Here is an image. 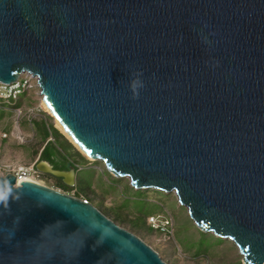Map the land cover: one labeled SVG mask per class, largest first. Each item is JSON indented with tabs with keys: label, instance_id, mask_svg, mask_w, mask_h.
Wrapping results in <instances>:
<instances>
[{
	"label": "water",
	"instance_id": "1",
	"mask_svg": "<svg viewBox=\"0 0 264 264\" xmlns=\"http://www.w3.org/2000/svg\"><path fill=\"white\" fill-rule=\"evenodd\" d=\"M24 73L80 151L264 264V0H0V83ZM75 167L36 163L69 186ZM14 184L0 264H167L92 203Z\"/></svg>",
	"mask_w": 264,
	"mask_h": 264
},
{
	"label": "rangeland",
	"instance_id": "2",
	"mask_svg": "<svg viewBox=\"0 0 264 264\" xmlns=\"http://www.w3.org/2000/svg\"><path fill=\"white\" fill-rule=\"evenodd\" d=\"M21 78L27 76L23 74ZM28 84L17 100H11L10 104L0 100V167L36 160L44 144L41 124L52 125L60 135L47 140L71 145L68 150L78 161L77 174L74 184L66 187L49 176H41L45 185L86 198L115 223L139 236L167 264H243L236 245L199 230L172 192L136 189L127 178L115 177L101 161L90 159L78 150L42 107L35 79ZM60 147L67 151L63 145ZM150 216L163 223L168 221L166 230L151 229Z\"/></svg>",
	"mask_w": 264,
	"mask_h": 264
},
{
	"label": "built area",
	"instance_id": "3",
	"mask_svg": "<svg viewBox=\"0 0 264 264\" xmlns=\"http://www.w3.org/2000/svg\"><path fill=\"white\" fill-rule=\"evenodd\" d=\"M24 74L27 76V78L25 79L21 78V76L23 75L22 74L16 81L10 83L9 85L0 83V100L10 104L11 100L12 101L17 100V98L20 97V95H22V93L25 91V88L29 87L28 84L29 80L35 79L36 81V78L33 77L32 75L28 73H24ZM15 109L18 110V107H16ZM36 163H37V159L30 163H24V162L6 163L0 167V175H6L7 173L13 174L15 176L14 186L20 185V182H22L23 180L34 181L44 184L41 181L42 172L36 168ZM81 198L84 199L83 197ZM84 200L87 201L86 199ZM149 223L151 228L161 229V230H166L165 226L168 225V221H166V223H163V221L157 220L153 216H150Z\"/></svg>",
	"mask_w": 264,
	"mask_h": 264
},
{
	"label": "trees",
	"instance_id": "4",
	"mask_svg": "<svg viewBox=\"0 0 264 264\" xmlns=\"http://www.w3.org/2000/svg\"><path fill=\"white\" fill-rule=\"evenodd\" d=\"M41 128L43 130L42 132H43V137H44V144H43L42 149L40 150L39 154L42 155L43 158L51 160V161L55 160L56 157L60 156L64 160L63 168H66L68 166H76L75 169H77L78 161L71 156V153L68 150V148H69L68 146H71L69 143H67L66 141H62V142L58 143V142H55L54 140L53 141L47 140L48 137H52L53 135H60L59 131L56 128H54L52 125H49V124H41ZM60 145H63L67 151L63 152ZM38 150L39 149L36 150V152H35L36 154H37ZM62 186H65V185H62ZM84 199H86V198H84Z\"/></svg>",
	"mask_w": 264,
	"mask_h": 264
},
{
	"label": "clouds",
	"instance_id": "5",
	"mask_svg": "<svg viewBox=\"0 0 264 264\" xmlns=\"http://www.w3.org/2000/svg\"><path fill=\"white\" fill-rule=\"evenodd\" d=\"M141 73L138 72V76H140ZM129 89L132 93V98L135 99L138 97V89L143 87V82L139 78H131L129 81ZM13 193L11 188L9 187L7 192L0 191V206H2L5 210L9 209V200L11 198L12 200ZM16 199H19V195H16ZM60 223V222H56ZM105 237L101 235L97 241L95 242L97 245L102 244L104 242Z\"/></svg>",
	"mask_w": 264,
	"mask_h": 264
},
{
	"label": "flooded vegetation",
	"instance_id": "6",
	"mask_svg": "<svg viewBox=\"0 0 264 264\" xmlns=\"http://www.w3.org/2000/svg\"><path fill=\"white\" fill-rule=\"evenodd\" d=\"M40 161L48 162L49 165L52 166L53 169L69 171L72 168V166H68L66 168H63L64 160L60 156L56 157L55 160L51 161V160L43 158L42 155H39L38 159H37V162H40ZM41 167H43V165ZM76 174H77V172H75V179H76ZM41 176H43V177L49 176V177L55 179L56 181H58V183H60L62 185H67L66 182L69 181V178H67V177H65V178L64 177H57V176H54V175L49 174V173H43L42 172ZM79 197L81 198L82 196H79ZM87 202H90V201L88 200ZM97 209L104 214V212L102 210H100L99 208H97ZM104 215H106V214H104Z\"/></svg>",
	"mask_w": 264,
	"mask_h": 264
},
{
	"label": "bare ground",
	"instance_id": "7",
	"mask_svg": "<svg viewBox=\"0 0 264 264\" xmlns=\"http://www.w3.org/2000/svg\"><path fill=\"white\" fill-rule=\"evenodd\" d=\"M29 76V75H28ZM41 104H42V107L44 108V109H46V107L43 105V103L41 102ZM47 110V109H46ZM56 124V126L58 127V128H60L59 127V125L57 124V123H55ZM61 130V129H60ZM62 131V130H61ZM63 132V131H62ZM79 150V149H78ZM82 152V151H81ZM84 155H86L84 152H82ZM87 156V155H86ZM88 157V156H87ZM88 158H90V157H88ZM90 159H92V158H90ZM42 168H46L45 166H43ZM69 181H72V179L69 177Z\"/></svg>",
	"mask_w": 264,
	"mask_h": 264
},
{
	"label": "crops",
	"instance_id": "8",
	"mask_svg": "<svg viewBox=\"0 0 264 264\" xmlns=\"http://www.w3.org/2000/svg\"><path fill=\"white\" fill-rule=\"evenodd\" d=\"M38 159V158H37ZM73 181H75V175H74V180Z\"/></svg>",
	"mask_w": 264,
	"mask_h": 264
}]
</instances>
